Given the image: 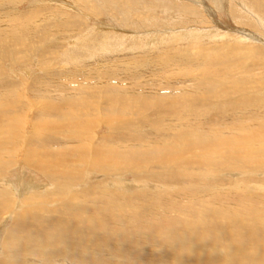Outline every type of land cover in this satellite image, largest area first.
I'll return each instance as SVG.
<instances>
[{
  "label": "bare ground",
  "instance_id": "1",
  "mask_svg": "<svg viewBox=\"0 0 264 264\" xmlns=\"http://www.w3.org/2000/svg\"><path fill=\"white\" fill-rule=\"evenodd\" d=\"M118 2L120 8L123 1ZM13 3L8 0L7 5ZM220 3H215L216 11ZM2 7L1 3L0 62L23 60L24 53L39 50L49 26H31L23 35L27 26L13 28L12 21L23 17L34 21L42 14L33 10L29 16ZM223 7L219 10L224 12ZM190 8L182 11L192 16ZM207 10L211 17L214 12ZM1 11L11 19L4 21ZM128 13L142 23L141 29L146 28L143 34L156 35L153 40L165 41L169 31L194 38L203 34L188 25L174 30L152 28L158 26L152 17ZM61 26L54 25L51 31L63 37ZM193 29H198L195 36ZM244 34V39L257 38ZM199 40L190 41L185 49L179 47L182 42L179 48L161 47L150 60L108 58L102 61L107 67L87 79L45 77L41 82L33 78L31 96L45 97L32 99L39 112L30 119L33 134L19 153L26 122L21 116L24 111L18 112L22 93L0 72V179L11 166L21 165L22 170L16 172L18 182L3 179L0 183V264H264V209L245 206L248 201L264 207V184L254 178L259 172L264 175V126L258 123L264 116L256 113L264 105L257 101L260 92L256 93L264 89V60L253 51L246 56L244 46L215 50L214 46L200 48ZM69 44L77 55L86 49L74 47L75 41ZM136 65L140 67L131 68ZM179 66L181 73H171ZM133 69L143 70L134 74ZM74 82L76 87L71 86ZM102 124L107 131L98 137L94 130ZM196 125L210 132L191 131ZM47 132L51 147L31 145V140ZM220 171L239 174L233 192L223 190L230 182H216ZM37 173L51 177L47 191L43 182L35 180ZM247 182L253 191L241 189ZM184 199L178 207L176 203Z\"/></svg>",
  "mask_w": 264,
  "mask_h": 264
},
{
  "label": "rangeland",
  "instance_id": "2",
  "mask_svg": "<svg viewBox=\"0 0 264 264\" xmlns=\"http://www.w3.org/2000/svg\"><path fill=\"white\" fill-rule=\"evenodd\" d=\"M0 1L2 3V6H3L2 9L9 8L10 10H13L16 13H19V14L23 13L24 15L29 14V16L32 15V13L30 15L29 12H31L33 10L37 11L38 13L40 12L39 14H42V15L36 16L37 18H36V20L33 19L34 21H31V17H28L29 19H27V20H25L23 17V18H21L22 21H20V22L15 21V22H17V24L14 21H12L13 24L9 23L10 26H12V27L14 26L13 28H15L16 25L18 26V25H22V24L27 26V28L25 27L26 31L25 30L23 31V35H25L26 32H28V30L30 29L31 26H36V25L39 26L41 24L39 26V28L49 26L48 28L50 29V30H47L44 32L43 36L45 38L39 44V47H38L39 50H37L35 53H32V54L29 52H28V54L24 53V58H23V60H20V61L19 60L13 61L9 58H5L4 59L5 63H4V61L0 62V72L3 73L5 79H7L6 81H8L10 84L12 82H14V85H13L14 88L13 89L17 90V91L19 90V92L22 93L21 94L22 97L19 101L21 106L18 109L20 111H18V112L21 113L24 111L23 112L24 114H22L21 116L23 117V119L26 122H25V129L23 131V137L20 138L22 140L18 143V149H17L18 153L20 152V150L23 146V142L25 141V144H26V141L28 142L30 136H32L31 134H33V131L31 130V127H30V119L32 117H34L35 113L39 112V111H37V109H35V105L32 103V101L34 99L39 98L40 96L45 97L41 93H35L33 96H31V91H34L35 84H33L32 87H30L29 81L32 80L33 78H40L41 82L44 81V79H42V78H45V77L62 78V79H69V78H85V79H87L93 75H96L100 71V69L103 68V66H104V62H102V61H104L108 58H114L116 56L115 58L120 60V58L124 59V58L130 56L133 58H140L142 60H145V59L150 60L152 58L157 57V55H156L157 52L162 50V49H165L166 47L170 48V47L175 46V48L181 47V49H182V47H183L185 49V47L189 46L188 45L189 43H191L197 39H200L199 41L196 42L200 48L214 46V48L216 47L215 50H217V48L222 49V48H226V47L228 48L226 50H229V49L231 50L234 48L242 49L241 47L244 46L245 50H243V51H245L246 56H249V51H253V52L259 53V54H257L258 57H261V58H263L262 60H264V0H199V2H198V0H195V1L194 0L193 1L192 0H99V1L98 0H91V1L90 0H87V1L86 0H13L15 4L13 3V4H11V6L7 5L8 0L7 1L6 0H0ZM9 1H11V0H9ZM82 1H85L86 4H85V2H82ZM101 1H102V3H101ZM118 1H123L122 2L123 5L120 8L118 7V4L119 5H121V4ZM219 1H221L220 4L222 5V7L224 6L223 7L225 9L224 12L219 10L222 7H217L218 8L217 11L215 10V6H216L215 3L217 2V4H218ZM4 2H6V3H4ZM98 2H100L101 5ZM196 2H198V3H196ZM1 3H0V5H1ZM202 3L204 4V6H202ZM91 4H92V6H91ZM148 4H150V5H148ZM190 4H192V5H190ZM87 6L90 8L88 9ZM101 7L103 9H101ZM123 7L128 8V9H126V12L125 11H119ZM144 7H146V8H144ZM165 7L166 8L168 7V8L165 9ZM182 7L183 8L186 7V9L187 8L189 9L191 7L190 10H192V16L189 15L188 13L182 11L183 10ZM204 7H206V8H204ZM207 7H209V9L214 12L211 14L212 15L211 17H207V13H205V10L209 11V10H207ZM132 8H134V9H132ZM108 9L109 10L111 9V10L109 11ZM164 9H165V11L166 10L167 11L165 12ZM178 9H180V10H178ZM228 9H229L230 13L228 12ZM247 9H249V10H247ZM128 10H129V12L133 13L134 15L137 13L139 15H142V17H147L149 19L152 17L150 20L155 21V23H158L157 24L158 26H155V27L153 26L152 28H165V29L174 30V28H179V27L184 28V27L189 26L190 28H195V29L200 28L199 32H202L203 34H200L198 36V38L197 37L194 38L193 35L192 36H190V35L184 36L183 34H181L179 32H174V34H173V32L169 31V33L171 35L169 34L170 37L168 39H166L165 41L161 38H159V39H161V41L153 40V37H156V35L152 32L151 33L147 32V34H143L144 30L142 31V29H146V28L144 27L141 29V27H143L142 23L139 21L137 22L134 19V16L132 14L129 15ZM98 11L101 14H99ZM112 11L115 12L114 13L115 15L111 14ZM179 11H180V13L178 14L177 12H179ZM195 11H196V13H195ZM84 12H85V14H84ZM107 12H109V13H107ZM1 13H4V15H5V18H3L4 21L5 20L8 21L11 19V18H9V16L4 11H1ZM251 13H253V14H251ZM193 14H194V16H193ZM166 15H169V16L166 17ZM195 15L196 16L199 15V16L196 17ZM122 16H123V18H122ZM131 16H133V17H131ZM119 17H121V18H119ZM126 17H127V19L131 18L130 22L127 23V22L122 21ZM153 17H155V20L153 19ZM192 17H193V19H192ZM67 18L70 20H67ZM37 20H39V21H37ZM120 20H121V22H119ZM191 20H193V21H191ZM209 20L212 22H210ZM131 21H133V22H131ZM194 21H196L197 24ZM200 21H202L203 23ZM118 22H119V24H118ZM125 23H126V25H125ZM259 23L261 26L263 24L262 28L260 27ZM128 24L130 25L131 28H135L136 31H134L135 29L130 30L131 28L129 27ZM54 25H62L63 26V27L61 26L65 30V33H63V37L61 34L58 35V34L54 33L53 31H51V27H54ZM127 25H128V27H127ZM140 25H142V26L140 27ZM73 26H74V28H72ZM167 26H168V28H167ZM138 27L140 28L139 30H138ZM203 27H204V29H206V30L208 29L209 31L204 30ZM17 29H19V28L17 27ZM100 29H101V32H100ZM124 29H125V31H123ZM148 29L150 30V28H148ZM201 29H202V31H200ZM42 30H44V29L42 28ZM114 30H116V32ZM129 30L134 31V32L131 33ZM197 30L193 29L194 32L196 31L194 33V36L198 34ZM67 31H68V33H67ZM90 31L92 32V34L96 38L95 37L93 38ZM112 31H114V32H112ZM141 31H142V33H141ZM105 33H106V35H108L107 37H105L106 36ZM244 33H250V34L253 33V34H255V36H257V38L256 39H254V38H251V39L245 38L244 39V38H242V36H245ZM178 34H180V35H178ZM101 35H102V37H101ZM123 35H125V36H123ZM90 36H91V39H89ZM119 36H121V37L123 36L122 37L123 40L118 41ZM173 36L176 38H174ZM97 37H98V39H97ZM108 37H109V39H108ZM113 37H116V38H113ZM136 37L137 38L143 37L144 40L137 41L134 39ZM145 37H148V38H145ZM85 38L89 39L88 43H85V40H86ZM111 38H113L112 39L113 41H111ZM83 39H84V41H82V44H80V40H83ZM151 39L155 42H153ZM102 40L104 41V43ZM114 40H117V42ZM186 40H187V42H186ZM74 41L76 44L74 47L80 46V49L82 47H86L85 50L81 49L79 51L78 55H77V51L73 50L74 48H71V45L69 44L70 42H74ZM92 41H94V43ZM181 42H182V45L181 44L179 45V43H181ZM91 43H92V45H91ZM111 43H113L114 45L112 44V46H111ZM119 43H120V45H119ZM129 44L131 47H129ZM206 44L209 46H203ZM178 45H179V47H178ZM102 46H104V47H102ZM114 46L116 49L114 48ZM161 47H162V49H161ZM120 48H122V49H120ZM237 49H234V50H237ZM117 50H119V51H117ZM89 52H90V54H89ZM215 52L218 53V51H215ZM75 54L77 56H75ZM182 54L183 53L179 52V55H182ZM91 55H92V57H91ZM70 57H73L74 60H72L73 58L70 59ZM28 59H29V61H28ZM94 61H97V63H93ZM104 67L106 68L107 66H104ZM139 67H140V65L139 66L136 65V66H133L131 68H139ZM181 69H182V67L179 66L178 68H176L171 73L177 75V74L181 73L180 72ZM139 70L133 69L132 73L137 74L139 72H142L143 69L141 71H139ZM144 72H145V70L143 71V73ZM45 80H50V79H45ZM75 81H78V80H75ZM80 83H81V81H79V83H78L79 85L83 84V83H81V84ZM69 84L70 83L66 84L67 87H71V86L76 87L78 85L76 82L71 84V86ZM66 85L64 84V86H66ZM251 86H254V85H251ZM255 86H258V85H255ZM258 91L260 92V94L257 95L259 97V100H257V101L261 102L260 104L263 105L264 99H261V98H264V94H263L264 89L256 90V93ZM17 100H19V99H17ZM248 113H250V111ZM256 113L262 114L264 116V105ZM57 114L58 113H55L54 116H56ZM211 114L215 115V113H211ZM48 115L51 116L50 113L49 114H41L40 116L38 114L37 116L47 117ZM208 119L210 120V116L208 117ZM253 119H255V118H253ZM255 120H259V118L255 119ZM262 122H263V126H264V119H263V121L261 119L258 121L259 124H261ZM190 129H191V131L199 132V133H197L199 135H205V134H207V132L208 133L210 132L209 128L205 127V129H202L199 125H196V127L192 126ZM94 131L96 132L95 135L100 137L103 134H106L107 127L102 124L99 127H96ZM26 137H27V139H26ZM50 137H51L50 132L49 133L47 132V135L44 134V136H42V137H39V138L37 137V138H34V140H31V145L33 142V146H35V147H40V146L46 147L48 144H49L48 146L51 147L53 144L51 142L52 137H51V139H50ZM55 139L56 138H54V140ZM37 143H38V145H37ZM20 167H21V165H19L18 167L17 166H15V167L11 166L10 169H7L5 172L6 173L5 177L0 179V183H2L1 180H3V179L4 180L9 179L10 181L13 180V181L18 182V180L16 179V177L18 176L16 172H20V171L22 172V170L19 169ZM259 173L254 174L255 175L254 178H255V180L257 179L256 181L260 182L259 184H264V175H262V173L260 174L261 176L257 175ZM217 174L218 175L215 176L216 182H220L222 180L230 182V183H226L227 185L223 186V190H229V191L233 192V190H234L233 189L234 188V181L233 180L238 179L237 177H239V174L237 172L228 173L226 171H220ZM15 175H17V176H15ZM222 175H223V177H222ZM25 176H27L26 178H28V175H25ZM35 178H36L35 180H38L37 183L43 182L44 185L42 188L45 187V189H46L45 191L48 190L47 188H51L50 187L51 186L50 183L52 180L51 177H47V176H44V175L37 173L35 175ZM95 178H96V176H94L91 180H95ZM127 179L131 180V178H129V177H127ZM81 180L78 179V184L79 185L81 184L80 186H84L83 185L84 181H81ZM250 184H252V183L248 184V182H247L244 187H241V189H244L246 191L247 190L250 191L249 190V189H251V188H249ZM75 187L78 188L77 186H75ZM38 188H35V190L42 189V188H40V189H38ZM229 188H231V190ZM20 189H21V187H20ZM26 190H29V189H26ZM26 190H22L25 193L22 192L21 194L22 195L26 194ZM251 190L253 191L254 188H252ZM186 200L187 199H184L183 201H179L178 203H176V205L179 207V205L183 204V202H185ZM207 200H206V202H207ZM197 201L199 202L201 200L197 199ZM253 203H256V206L254 204H248V201H246L245 204H247V205H245V206L249 205V207L250 206H252V208L255 207L254 209H260V208L264 209V207L263 208L259 207V206H263V205H260V203L259 204H257V202H253ZM216 204H219V203H216ZM230 204H231V202H230ZM15 206L16 205H14V207H11L10 209H14ZM233 206H235V205H233ZM10 209H8L9 214H10ZM246 209H248V208H246ZM3 214H4V212H3ZM6 214H7V212H6ZM166 216L170 217V215H166ZM7 226H9V225H7ZM0 231H1V227H0ZM2 233L4 235V229H2Z\"/></svg>",
  "mask_w": 264,
  "mask_h": 264
}]
</instances>
